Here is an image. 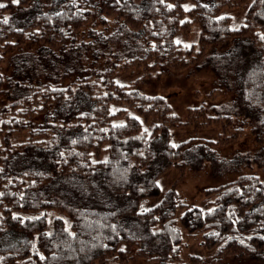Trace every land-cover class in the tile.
<instances>
[{"label":"trees","instance_id":"trees-1","mask_svg":"<svg viewBox=\"0 0 264 264\" xmlns=\"http://www.w3.org/2000/svg\"><path fill=\"white\" fill-rule=\"evenodd\" d=\"M244 1L0 0V264H123L136 243L164 264L179 257L183 230L212 257L264 253L256 174L205 189L203 206L179 202L175 183L161 194L168 169L181 177L219 159L207 142L169 139L203 107L182 122L165 96L140 88L210 64L264 154V0L237 27L222 13ZM193 24L197 42H182ZM235 42L247 60L227 57ZM119 72L139 75L119 83Z\"/></svg>","mask_w":264,"mask_h":264},{"label":"rangeland","instance_id":"rangeland-1","mask_svg":"<svg viewBox=\"0 0 264 264\" xmlns=\"http://www.w3.org/2000/svg\"><path fill=\"white\" fill-rule=\"evenodd\" d=\"M250 2L251 0H245L241 6H227L223 9L222 13L230 17L231 27H237L243 21ZM197 35L198 28L193 24L189 35L185 37L181 34L180 40L184 43H196ZM227 57L231 60L240 58L247 60L250 52L241 42H235ZM215 59L217 57L213 56L212 60ZM5 66L6 61L3 60L0 69L3 70ZM138 75L139 72H119L113 78L116 82L126 83L133 81ZM216 80L212 66L204 65L201 61L180 71H165L158 77H151L140 86L146 93L165 96L172 111L182 122L186 121L189 108L203 107V114L197 116L199 123L170 127L169 139L175 144L188 140L194 144L207 142L216 160L219 161L213 164L205 160L201 168L189 164L181 177L178 169L170 168L157 178L161 194L175 183L177 200L186 203L187 206H203L205 189L232 180L240 173H252L264 179V154L260 151V144L245 118L230 108L234 100V91L224 82ZM226 114H229L231 120L228 123L221 116ZM204 119L209 122L204 124ZM146 127L145 129L149 131L151 122ZM221 137L224 140L217 144ZM241 155L249 157L251 162L241 161ZM181 211L182 209H178L177 215ZM181 236L179 257H170L171 260L164 264H264V253H239L216 258L210 255L211 250L200 244V234L191 236L183 230ZM140 246L142 244L136 243L130 248L127 260L123 264H163L158 263L154 257L139 255L137 249Z\"/></svg>","mask_w":264,"mask_h":264},{"label":"snow or ice","instance_id":"snow-or-ice-1","mask_svg":"<svg viewBox=\"0 0 264 264\" xmlns=\"http://www.w3.org/2000/svg\"><path fill=\"white\" fill-rule=\"evenodd\" d=\"M13 3H18V0H13ZM0 7H4V5L0 4ZM4 22L7 23V20H5Z\"/></svg>","mask_w":264,"mask_h":264}]
</instances>
